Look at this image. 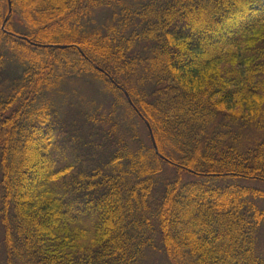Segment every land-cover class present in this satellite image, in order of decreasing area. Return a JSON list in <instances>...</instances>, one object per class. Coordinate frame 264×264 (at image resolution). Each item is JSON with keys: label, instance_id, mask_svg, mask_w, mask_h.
I'll return each instance as SVG.
<instances>
[{"label": "trees", "instance_id": "obj_1", "mask_svg": "<svg viewBox=\"0 0 264 264\" xmlns=\"http://www.w3.org/2000/svg\"><path fill=\"white\" fill-rule=\"evenodd\" d=\"M108 1L18 0L31 34L10 25L13 0L0 18V40L49 57L75 52L71 67L109 77L149 138L130 148L116 118L109 129L103 115L36 105V82L61 79L24 76L10 104L30 88L29 100L12 115L0 103L7 264H142L157 234L171 264H264V190L246 184L264 186V0H151L140 31L83 34L78 10ZM204 37L224 40L221 49L209 56ZM138 40L153 57L142 73ZM165 167L174 175L163 182Z\"/></svg>", "mask_w": 264, "mask_h": 264}, {"label": "rangeland", "instance_id": "obj_2", "mask_svg": "<svg viewBox=\"0 0 264 264\" xmlns=\"http://www.w3.org/2000/svg\"><path fill=\"white\" fill-rule=\"evenodd\" d=\"M13 1L12 6L14 10L10 25L13 27V30L20 34H31L37 25L33 26V23L24 17L18 0ZM155 1L162 3L163 0ZM150 2L151 0H112L108 1V4L103 5L102 7L90 8V11L88 7L87 9L84 8L83 10H78L80 12L83 11L84 14H86L85 10L87 11L86 16L82 15L84 18L81 19V25L84 29L83 34L91 35L97 30H102L104 33H108L107 31L110 27H116L118 33L120 30L123 32L127 31V33H130L131 31H140L143 23L137 13L142 11L146 5H150ZM7 7V0H0V18L5 17ZM125 9L129 11L127 14H123L122 12ZM6 23L7 21L2 25L3 30H6ZM241 25V21H236L233 26L238 27ZM196 28L197 27L194 25L190 33L194 32V34H198L200 31H198V29L196 31ZM116 34V32L113 33V36ZM105 35L107 36V34ZM199 42V46L205 49L208 54H211L209 56H212L216 53L217 49H221L220 44H223L224 40L217 37V40L214 43L213 40L204 37ZM58 46L59 45H57V47ZM131 50H133V53H135L141 64L138 72L142 73L141 70L144 61L149 60L151 63L153 60L150 49L146 46L144 41L138 40L135 47ZM186 52L188 59L196 60L192 53L189 51ZM28 60H31L34 63H31V61ZM73 60H79V57L75 52H70V54H59L58 52H55V55L49 57V55L41 51L32 49L31 51L26 52L22 48L19 49L13 47L11 43H6L4 40H0V103L8 102L10 104L13 101H16L17 98L15 95H20L18 90L19 87L21 88L25 85L24 76L25 78H31L33 75H37L36 78L41 77V79L49 77L50 75L59 76L58 78L61 80L58 82L51 81L52 79L49 80V78H47L49 81L46 82H36L35 88H43L40 97L36 100V105L42 106L44 103H50L56 106L62 115H67L69 111H72L75 114L78 113V111H82L85 113L103 115L106 119H111V122L107 125L109 129L113 128L112 120L116 118L119 125L117 127V133L122 140L129 144L130 148L134 146L133 148L137 149L139 146L143 145V143L148 146V130L136 116L133 114L129 116V110L126 113L125 108L127 105L123 91L114 90V84H112L109 77L101 73L92 65L82 63L81 65L76 66L77 68L71 67L76 63L73 62ZM98 75H103L104 79ZM50 83H52V87L50 89H44V86ZM146 88H151L148 83H146ZM30 91V88L25 90L26 94H21V96H19L20 99L14 103L13 106L10 104L8 114L12 115V113H16L18 107L24 103L23 101L26 99L29 100L26 95L29 94ZM77 115L78 114L75 116ZM111 115L112 117H110ZM163 174L164 175H162L160 181L164 182V180L167 179V176L168 179H171L174 172L169 167H165V172ZM36 176L39 178L42 176L41 170L36 171ZM187 177L188 176L185 175L183 178L188 179ZM2 181L3 173L0 165V264H7L8 247L5 244L6 229L1 220L4 191ZM34 182L35 181L32 180L30 184H33ZM246 184L264 190L262 184ZM163 191V184L158 185L157 195L160 196ZM259 206L264 209V201H260ZM155 238L156 249L147 250L142 264H171L166 252L162 251V246L158 243V234ZM257 253L262 259H264V224L258 235Z\"/></svg>", "mask_w": 264, "mask_h": 264}, {"label": "water", "instance_id": "obj_3", "mask_svg": "<svg viewBox=\"0 0 264 264\" xmlns=\"http://www.w3.org/2000/svg\"><path fill=\"white\" fill-rule=\"evenodd\" d=\"M126 95H127V94H126ZM127 97H128V95H127ZM148 127H149V125H148ZM149 129H150V127H149ZM150 131H151V129H150ZM151 138H152V141H153L154 147H155V149H156V153H158V150H157L156 144H155V142H154V138H153L152 133H151Z\"/></svg>", "mask_w": 264, "mask_h": 264}]
</instances>
